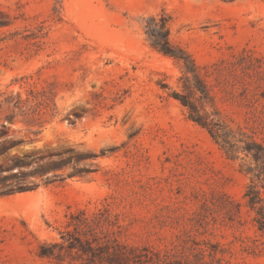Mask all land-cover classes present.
Returning a JSON list of instances; mask_svg holds the SVG:
<instances>
[{
    "label": "rangeland",
    "instance_id": "1",
    "mask_svg": "<svg viewBox=\"0 0 264 264\" xmlns=\"http://www.w3.org/2000/svg\"><path fill=\"white\" fill-rule=\"evenodd\" d=\"M162 14L172 44L221 75L206 110L244 126L242 87L264 105V0H0V124L25 141L0 167L73 152L57 179L0 182L34 189L0 196V264H127L195 242L207 262L219 245L229 264H264L241 241L257 237L247 209L244 226L226 214L245 203L240 162L189 119L174 97L182 65L148 40L146 20ZM42 87L55 97L40 116L25 101Z\"/></svg>",
    "mask_w": 264,
    "mask_h": 264
},
{
    "label": "trees",
    "instance_id": "2",
    "mask_svg": "<svg viewBox=\"0 0 264 264\" xmlns=\"http://www.w3.org/2000/svg\"><path fill=\"white\" fill-rule=\"evenodd\" d=\"M170 21V18L165 14L147 19L146 35L148 40L152 48L158 53L182 65L180 83H182L183 93L175 94L174 97L189 110V119L207 131L227 160L234 163L240 162L238 170L248 179L243 196L245 203L243 205L233 202L232 208L227 210L226 214L232 224L244 226L246 223L242 220V208L247 209V214L251 217L257 237L256 239L243 238L241 241L246 251L254 254L257 252L264 253V105L261 108L257 107L259 98L256 92L251 91L247 86H243V97L248 102L247 107L253 109L246 113L244 126L241 124L232 126L235 122L224 119L223 114L216 108L208 112L206 107H215L216 100L214 91L216 86L209 79L214 78L215 81L220 82L221 75L218 72H212L213 67H199L181 48L172 44ZM54 97L48 87L35 88L29 90L25 102L27 105L35 103L30 111L34 110V114L37 113V115L42 116L50 110ZM24 143L23 140L12 139L7 125L0 124V157ZM71 152L49 156H38V153H30L23 158L16 157L11 167L6 170H2L0 167V182L8 183L27 177L43 178L49 173H55L54 177L57 179L59 177L57 173L63 171L70 164L72 158H64V156ZM54 157L57 159L53 160ZM34 166L37 167L32 171H23ZM13 170H18V172L3 176ZM75 175L73 174L71 177H75ZM30 190L34 189L28 187L10 188L1 192L0 196H11ZM83 225L88 226L87 223H79L75 225V229H81ZM206 244L205 242H195L193 247H182V250L178 248L160 251L145 249L144 251L147 253L138 256L137 260L132 263L129 259L125 261L127 264H229L223 257H219V254L223 253L219 245L215 247L213 253H209L211 260L207 262L205 260L207 250L202 247ZM118 255L120 256V254ZM42 257H51V254H43Z\"/></svg>",
    "mask_w": 264,
    "mask_h": 264
},
{
    "label": "bare ground",
    "instance_id": "3",
    "mask_svg": "<svg viewBox=\"0 0 264 264\" xmlns=\"http://www.w3.org/2000/svg\"><path fill=\"white\" fill-rule=\"evenodd\" d=\"M149 59V58H148Z\"/></svg>",
    "mask_w": 264,
    "mask_h": 264
}]
</instances>
